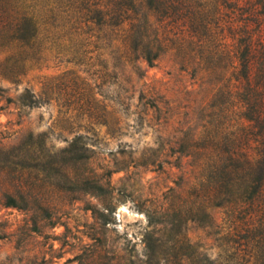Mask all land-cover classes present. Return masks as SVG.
Masks as SVG:
<instances>
[{"label": "trees", "instance_id": "1", "mask_svg": "<svg viewBox=\"0 0 264 264\" xmlns=\"http://www.w3.org/2000/svg\"><path fill=\"white\" fill-rule=\"evenodd\" d=\"M66 43L75 63L91 61L104 47L126 65L142 60L154 67L171 54L211 96L200 111L202 131L188 134L195 179L188 210L160 206L147 213L140 242L106 250L96 241L68 263L264 264V0H0L5 79L17 83L26 61ZM3 92L0 86V97ZM21 102L37 107L41 99L26 90ZM38 139L0 147L6 208H30L26 172L40 165L29 162L42 163L53 154L43 136ZM212 209H226L236 231L216 258L185 231L190 222L212 227Z\"/></svg>", "mask_w": 264, "mask_h": 264}, {"label": "rangeland", "instance_id": "2", "mask_svg": "<svg viewBox=\"0 0 264 264\" xmlns=\"http://www.w3.org/2000/svg\"><path fill=\"white\" fill-rule=\"evenodd\" d=\"M64 45L26 61L17 83L2 76L8 54L0 52V147L38 144L43 136L53 152L29 162L40 165L26 172L29 210L3 206L8 184L0 180V264H78L68 260L86 244L122 250L140 242L147 213L160 206L188 210L195 184L188 134L205 123V86L171 54L154 67L142 60L126 65L104 47L75 63ZM26 90L39 106L22 104ZM211 214L212 227L190 222L185 231L216 258L236 231L226 209Z\"/></svg>", "mask_w": 264, "mask_h": 264}]
</instances>
